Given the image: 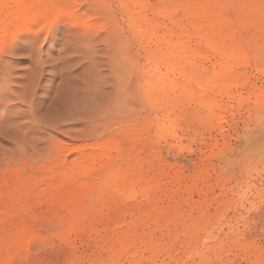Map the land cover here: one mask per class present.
Wrapping results in <instances>:
<instances>
[{"label": "rangeland", "instance_id": "374dc122", "mask_svg": "<svg viewBox=\"0 0 264 264\" xmlns=\"http://www.w3.org/2000/svg\"><path fill=\"white\" fill-rule=\"evenodd\" d=\"M0 264H264V0H0Z\"/></svg>", "mask_w": 264, "mask_h": 264}, {"label": "bare ground", "instance_id": "6f19581e", "mask_svg": "<svg viewBox=\"0 0 264 264\" xmlns=\"http://www.w3.org/2000/svg\"><path fill=\"white\" fill-rule=\"evenodd\" d=\"M15 9V8H14ZM18 9V8H17ZM15 11H16V9H15ZM11 14V13H10ZM13 19L17 16L15 13H13L12 15H10ZM9 16V17H10ZM20 17V16H19ZM12 19V20H13ZM17 19V18H16ZM16 19H14V20H16ZM12 22V21H11ZM7 23H9V22H7ZM4 24H6V23H4ZM10 24V23H9ZM9 26V25H8Z\"/></svg>", "mask_w": 264, "mask_h": 264}]
</instances>
